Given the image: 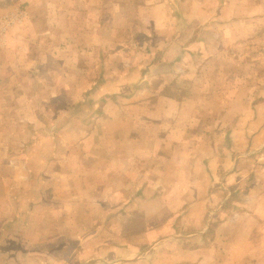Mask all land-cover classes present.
Instances as JSON below:
<instances>
[{"label":"crops","instance_id":"obj_1","mask_svg":"<svg viewBox=\"0 0 264 264\" xmlns=\"http://www.w3.org/2000/svg\"><path fill=\"white\" fill-rule=\"evenodd\" d=\"M0 264H264V0H0Z\"/></svg>","mask_w":264,"mask_h":264},{"label":"rangeland","instance_id":"obj_2","mask_svg":"<svg viewBox=\"0 0 264 264\" xmlns=\"http://www.w3.org/2000/svg\"><path fill=\"white\" fill-rule=\"evenodd\" d=\"M86 244L89 245V246H93L94 241H91V243L87 242Z\"/></svg>","mask_w":264,"mask_h":264}]
</instances>
